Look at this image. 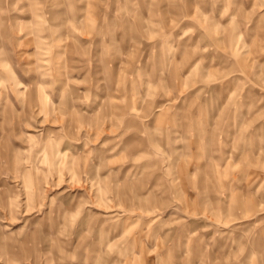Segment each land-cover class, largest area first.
Listing matches in <instances>:
<instances>
[{
    "label": "rangeland",
    "instance_id": "1",
    "mask_svg": "<svg viewBox=\"0 0 264 264\" xmlns=\"http://www.w3.org/2000/svg\"><path fill=\"white\" fill-rule=\"evenodd\" d=\"M0 264H264V0H0Z\"/></svg>",
    "mask_w": 264,
    "mask_h": 264
}]
</instances>
